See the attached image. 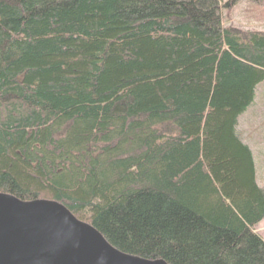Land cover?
<instances>
[{"label":"trees","instance_id":"trees-1","mask_svg":"<svg viewBox=\"0 0 264 264\" xmlns=\"http://www.w3.org/2000/svg\"><path fill=\"white\" fill-rule=\"evenodd\" d=\"M228 7L0 0V194L57 202L127 255L264 264L238 131L264 32L224 26Z\"/></svg>","mask_w":264,"mask_h":264},{"label":"water","instance_id":"water-1","mask_svg":"<svg viewBox=\"0 0 264 264\" xmlns=\"http://www.w3.org/2000/svg\"><path fill=\"white\" fill-rule=\"evenodd\" d=\"M0 264H166L111 247L54 201L0 194Z\"/></svg>","mask_w":264,"mask_h":264},{"label":"rangeland","instance_id":"rangeland-1","mask_svg":"<svg viewBox=\"0 0 264 264\" xmlns=\"http://www.w3.org/2000/svg\"><path fill=\"white\" fill-rule=\"evenodd\" d=\"M221 3L229 4L226 10L222 9L224 26L264 32L263 5H253L247 0H221ZM238 131L255 156L264 153V145L256 142L258 138H264V82L256 86L252 104L238 118ZM253 131H258V135L255 136ZM257 164L264 165V160H258ZM256 180L264 188V166L256 168ZM254 232L264 241V219L254 227Z\"/></svg>","mask_w":264,"mask_h":264},{"label":"crops","instance_id":"crops-1","mask_svg":"<svg viewBox=\"0 0 264 264\" xmlns=\"http://www.w3.org/2000/svg\"><path fill=\"white\" fill-rule=\"evenodd\" d=\"M254 132V134H255V136L256 135H258L257 134V132L258 131H253ZM259 140H256V142H258V143H261V145H264V138H258ZM255 142V143H256ZM246 143V142H245ZM255 143H254V145H255ZM258 143H256V146H258L257 144ZM247 144V143H246ZM248 145V144H247ZM249 146V148L251 147L250 145H248ZM250 150H251V152H252V156H253V162H254V166H255V169L257 168V167H263L264 165H260V164H257V161L258 160H264V153H260V155H258V156H255L254 155V153H253V151H252V148H250ZM259 152H261V151H259Z\"/></svg>","mask_w":264,"mask_h":264}]
</instances>
